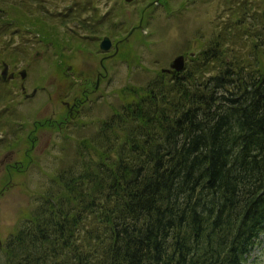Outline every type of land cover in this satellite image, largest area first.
Wrapping results in <instances>:
<instances>
[{
  "label": "trees",
  "instance_id": "16d2710c",
  "mask_svg": "<svg viewBox=\"0 0 264 264\" xmlns=\"http://www.w3.org/2000/svg\"><path fill=\"white\" fill-rule=\"evenodd\" d=\"M0 3V37L45 33L43 0ZM246 3L227 4L235 19L182 70L123 90L3 242L0 264H243L264 232V24L252 33ZM243 34L260 36L245 67ZM36 121L32 145L55 123Z\"/></svg>",
  "mask_w": 264,
  "mask_h": 264
},
{
  "label": "rangeland",
  "instance_id": "374dc122",
  "mask_svg": "<svg viewBox=\"0 0 264 264\" xmlns=\"http://www.w3.org/2000/svg\"><path fill=\"white\" fill-rule=\"evenodd\" d=\"M233 1L43 0L45 7L38 22L44 24L45 33L13 27V35L0 37V73L2 62L14 73V77L0 82L2 246L37 205V194L52 181L61 160L67 162L73 156L75 143L92 135L101 120L121 105L123 90L138 87L162 68H170L178 55H183L187 64L189 53L201 52L224 21L235 19L232 12L236 5L227 6ZM245 1L249 13L258 14L259 22L254 23L252 33H260L264 0ZM76 14L83 20L82 26ZM61 18L67 20L62 19L61 24ZM53 31L58 39H52ZM104 36L112 42L107 50L99 46ZM256 39L260 36L244 35L238 42L242 46L240 65L255 63L249 48ZM260 40L257 47L264 48V37ZM60 42H64L61 47L57 45ZM12 46L22 50L10 55ZM229 63L232 65L231 60ZM21 71H25L24 78ZM94 85L95 92L85 99L82 90H92ZM74 97L82 99L78 113L68 118L62 130L36 129L38 136L32 146L29 134L35 128L33 121L48 116L60 118L67 110L64 101L72 102ZM243 264H264V232Z\"/></svg>",
  "mask_w": 264,
  "mask_h": 264
},
{
  "label": "flooded vegetation",
  "instance_id": "af4514ba",
  "mask_svg": "<svg viewBox=\"0 0 264 264\" xmlns=\"http://www.w3.org/2000/svg\"><path fill=\"white\" fill-rule=\"evenodd\" d=\"M114 46H115V43H114ZM114 51H115V49H114ZM169 73H172V71L171 72L169 71ZM13 77H14V75H13ZM98 79H99V77L97 78L96 81H98ZM95 85L92 88V90H82V93L84 94L85 99L93 91L95 92V90H94V88L96 87ZM23 89H24V86H22V90ZM80 101H82V99L76 98V97L73 98L72 102L64 101V105L67 108V110H66V113L63 116H61L60 118H57V116L56 117L55 116L54 117L48 116V117L40 118L39 120L37 119L36 123H45L47 121L48 122H55L53 125H51L50 127H47V128H51V129L52 128H57L59 130H62V128L67 124L66 122H67L68 118H73L74 115H76L78 113V107L80 106ZM74 111H76V112L73 114ZM35 128H37V127H35ZM37 134H38V132H35V136H34V139H33V143L37 139V136H38Z\"/></svg>",
  "mask_w": 264,
  "mask_h": 264
},
{
  "label": "water",
  "instance_id": "95a60500",
  "mask_svg": "<svg viewBox=\"0 0 264 264\" xmlns=\"http://www.w3.org/2000/svg\"><path fill=\"white\" fill-rule=\"evenodd\" d=\"M117 43H115V51L117 50ZM112 45V42H111V39L109 38V36H104L102 38V40L100 41L99 43V46L100 48L104 49V50H107L111 47ZM190 56L194 55V52L192 53H189ZM184 62H185V58L183 55H178L176 57H174V59L172 60L171 64H170V68H162L161 70L162 71H180L184 68ZM1 76L2 78H6V77H9V78H12L14 73L13 72H8V64L6 62L3 63V68L1 70ZM20 76L21 78H24L25 77V71H21L20 72ZM35 92V89L32 90V93ZM31 93V94H32ZM30 94V95H31ZM26 97L29 95V94H25ZM2 247V239L0 237V249Z\"/></svg>",
  "mask_w": 264,
  "mask_h": 264
}]
</instances>
